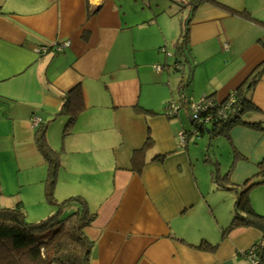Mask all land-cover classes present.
<instances>
[{
  "label": "crops",
  "instance_id": "1",
  "mask_svg": "<svg viewBox=\"0 0 264 264\" xmlns=\"http://www.w3.org/2000/svg\"><path fill=\"white\" fill-rule=\"evenodd\" d=\"M64 41L62 52H35ZM263 63L264 0H0V209L55 214L35 141L45 127L59 160L55 202L80 197L95 215L84 230L89 264H252L242 253L260 231L223 232L240 188L260 181L264 132L236 125L215 135L204 124L196 135L188 105L224 101ZM76 87L84 108L65 132L59 112ZM248 96L256 111L244 120L264 127V72ZM171 101L179 109L165 116ZM224 140L232 163L221 174L212 153ZM249 199L264 216V186Z\"/></svg>",
  "mask_w": 264,
  "mask_h": 264
},
{
  "label": "trees",
  "instance_id": "2",
  "mask_svg": "<svg viewBox=\"0 0 264 264\" xmlns=\"http://www.w3.org/2000/svg\"><path fill=\"white\" fill-rule=\"evenodd\" d=\"M194 1L198 3L202 0ZM192 3L195 4V2ZM186 36V32L185 35H181L182 42H177L176 53H182ZM162 49L164 50L163 52L161 51ZM160 52L166 57L171 56L164 48H161ZM179 68V65H175L177 71H179ZM263 72L264 63L251 73L243 87L231 93L224 101H217V107L222 108L229 101V97L234 98V103L224 110L225 118L212 122L209 133L225 135L230 128L236 125H242L264 132L262 123H249L243 118L247 113L256 111V108L250 101L248 93L249 89L257 83ZM210 98L214 99L212 96L205 95V99ZM83 108L84 105L80 89L76 87L65 97L59 112V114L67 116L65 132L74 124ZM211 113H215V111H211ZM204 116L206 114L201 113V117ZM190 122L196 126L195 120L191 116ZM44 132L45 127L38 128L35 132V141L48 168L45 181V199L47 203L56 207L57 210L51 217L31 224L26 221V212L22 204L19 203L12 208H1L0 264H89L93 242L86 237L84 230L91 225L95 215L88 211L85 202L80 197H71L61 204L55 202L53 192L59 160L57 155L47 146L44 139ZM146 145H150V143H146ZM255 178H259L260 181L252 182L249 180L240 188V192L233 205V219L223 233H229L237 228H254L260 231L262 235L261 243L263 244L258 245L256 257L260 263L264 264V216L255 213L249 199V192L252 188L258 185L264 186L263 165L259 166V171ZM227 189L236 193L235 188ZM70 203L77 204V210L64 216V218L61 217V209ZM196 248L204 249L206 246L202 244Z\"/></svg>",
  "mask_w": 264,
  "mask_h": 264
},
{
  "label": "built area",
  "instance_id": "3",
  "mask_svg": "<svg viewBox=\"0 0 264 264\" xmlns=\"http://www.w3.org/2000/svg\"><path fill=\"white\" fill-rule=\"evenodd\" d=\"M70 43L68 41H64L61 43H56L53 45V47H41L37 48L35 52L39 56H43L46 54L50 49H54L55 53L62 52L65 48L69 47ZM226 48V46H224ZM162 52L164 51L163 49L161 50ZM169 56V55H168ZM154 70L159 72L161 70V67L158 65L154 66ZM180 101H184V96H180ZM216 102V103H215ZM218 102L214 99H205V96H203L198 102H190L188 105L189 111H190V116L192 117L193 120H195L196 128L194 129V132L196 135L199 134V125H204L208 124L209 126L212 124L214 121H219L223 120L225 118L224 116V110L227 109L230 105L234 103V98L229 97V101L226 103V105H223L222 108H218ZM178 106L173 102H169L166 107H165V116H175L178 111ZM211 111H215V113H211ZM201 113H205L206 116L201 117ZM41 120L38 117H32L31 119V124L32 128H37L40 125ZM180 144L182 146L185 145V133L183 132L180 135ZM261 245L263 243H260ZM259 245V244H258ZM258 245H255L251 247L249 250L245 251L244 256L247 257L252 264H262L256 257V249Z\"/></svg>",
  "mask_w": 264,
  "mask_h": 264
},
{
  "label": "rangeland",
  "instance_id": "4",
  "mask_svg": "<svg viewBox=\"0 0 264 264\" xmlns=\"http://www.w3.org/2000/svg\"><path fill=\"white\" fill-rule=\"evenodd\" d=\"M221 143L223 142H219L218 144L215 145L214 150H215L216 155L214 156L212 153V157L213 158L215 157L219 161L220 166H221V171H222L221 174H225V172L231 167L232 155H230V150L225 140H224L223 145ZM228 151H229V154H228ZM42 220H45V219H42ZM42 220L26 219V221L31 224L38 223Z\"/></svg>",
  "mask_w": 264,
  "mask_h": 264
}]
</instances>
